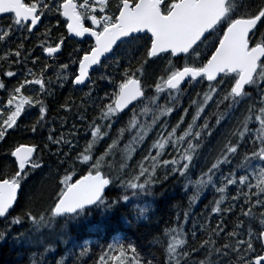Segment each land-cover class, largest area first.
<instances>
[{
  "label": "snow or ice",
  "instance_id": "obj_1",
  "mask_svg": "<svg viewBox=\"0 0 264 264\" xmlns=\"http://www.w3.org/2000/svg\"><path fill=\"white\" fill-rule=\"evenodd\" d=\"M4 18L0 245L12 264H87L92 245L72 226L107 231L121 214L132 227L129 211L160 254L113 238L95 264H264V0H0ZM66 86L79 103L57 98ZM54 111L80 127L66 136ZM44 153L63 176L30 187ZM172 181L192 190L189 208L213 191L199 229L185 231L188 211L163 229L153 219Z\"/></svg>",
  "mask_w": 264,
  "mask_h": 264
},
{
  "label": "trees",
  "instance_id": "obj_2",
  "mask_svg": "<svg viewBox=\"0 0 264 264\" xmlns=\"http://www.w3.org/2000/svg\"><path fill=\"white\" fill-rule=\"evenodd\" d=\"M6 22V18L0 19V24H3ZM161 65H154L153 70H160ZM199 90V89H197ZM80 95L81 93L75 92L71 88H68L67 86L64 89L58 90L57 98L58 99H71L75 101L76 103L80 102ZM183 105L187 106V99L182 101ZM52 115L55 117L56 123L54 127L57 128L58 131H61L60 129V120L63 116L64 119L67 121V124L62 129L67 136L68 132L71 129V125L73 123L77 124V127H80V124L78 122V119L75 117V113H68L67 115H64L61 113L60 115H57V113L54 111ZM27 134L20 133L19 135H14L13 140L16 142H24V143H31L32 140L29 137L28 139H25V136ZM128 134L126 133V136ZM151 135V134H150ZM70 138V137H69ZM90 139V137H89ZM85 145V139L83 134V129L80 133V139H79V147L82 150L83 146ZM104 147L103 142L101 144H98L94 151L98 149H102ZM123 147V145H121ZM52 151H56V147L52 146ZM102 154V151L100 152ZM44 159L48 161V164L45 165V170L43 172L37 171L30 177L29 180V186H35L40 187L42 184L47 183L50 187H54L56 184L55 175L57 172H59L60 176H63V172H60L59 169L56 167V164L53 163L52 159H49V153H44ZM108 162L113 163L115 166H118L119 163L122 161V156L120 154H117L116 159L112 160L111 158H107ZM51 168V172L48 171V169ZM80 169H77V172L79 173ZM50 176L52 179L50 180ZM198 178L197 175L193 176V179ZM167 188V194L164 198H162L157 204L154 205L155 209V215L153 216V219H159L161 221L159 227L160 229H163L165 226H175V215L176 213L183 214L184 211L190 212V219L188 222V225L185 226V231L190 233L192 231V224L195 222L197 224V228L199 229V226L201 224L206 223L204 220V214L206 212V209L208 207H211V201L214 198V193L211 189L208 190V192L205 193V195L200 199V201L197 202V204L194 206V208L188 207V197L191 193V189H189V192L186 193L183 191L182 182L178 181H172L165 185ZM218 198V197H216ZM142 206V205H141ZM131 207H134L131 206ZM121 214L117 215V218H115L113 221L109 223V228L107 231H92L89 230L86 227L77 228L76 226H72L71 231L73 235L77 236V238L86 237L87 241L92 245L93 255L91 258L87 259V264H95L96 257L99 256L101 253V250H106V244L110 243L113 238L119 239L124 243H134L138 245V249L143 254L150 255L151 253L155 252L157 255L160 254V249L158 245H155L151 242L152 236L148 234L141 235V232L137 231L136 228V222L134 221V213L129 211L123 213V216L126 217L128 220H133L132 227H129L127 223H125L124 219L120 218ZM212 223L214 224L217 222L218 217L215 215L211 217ZM101 218L96 215L91 218V223H101ZM4 222L0 220V227H2ZM57 229L59 228V225L57 224L55 226ZM143 231V230H141ZM197 235L200 236L201 232L198 231ZM189 242H191L190 235L188 237ZM100 241V242H99ZM83 242V240L81 241ZM16 259L15 251L13 250L11 243L7 245H0V264H12V262Z\"/></svg>",
  "mask_w": 264,
  "mask_h": 264
},
{
  "label": "bare ground",
  "instance_id": "obj_3",
  "mask_svg": "<svg viewBox=\"0 0 264 264\" xmlns=\"http://www.w3.org/2000/svg\"><path fill=\"white\" fill-rule=\"evenodd\" d=\"M75 236V235H74ZM100 242V241H99Z\"/></svg>",
  "mask_w": 264,
  "mask_h": 264
},
{
  "label": "rangeland",
  "instance_id": "obj_4",
  "mask_svg": "<svg viewBox=\"0 0 264 264\" xmlns=\"http://www.w3.org/2000/svg\"><path fill=\"white\" fill-rule=\"evenodd\" d=\"M130 138V137H129Z\"/></svg>",
  "mask_w": 264,
  "mask_h": 264
}]
</instances>
